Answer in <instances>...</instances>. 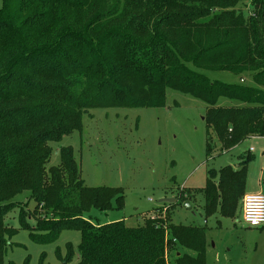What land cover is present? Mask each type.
I'll return each instance as SVG.
<instances>
[{"label":"trees","instance_id":"trees-1","mask_svg":"<svg viewBox=\"0 0 264 264\" xmlns=\"http://www.w3.org/2000/svg\"><path fill=\"white\" fill-rule=\"evenodd\" d=\"M245 3L247 15L238 8ZM203 71L228 72L240 83L211 81ZM244 74L253 86L242 83ZM167 90L205 104L206 156L213 138L221 152L264 138V0H2L0 264L16 232L4 218L24 192L35 224L19 210V228L37 243L78 230L77 264H167L171 252L172 264H205V228L170 217L175 205L190 202L188 190L163 204L167 214L157 209L140 226L94 225L84 215L111 210L112 202L121 209L122 190L86 187L70 147L47 168L50 144L80 132L90 110L161 108ZM252 159L247 151L235 168L207 172L196 190L205 216L233 215Z\"/></svg>","mask_w":264,"mask_h":264},{"label":"rangeland","instance_id":"rangeland-1","mask_svg":"<svg viewBox=\"0 0 264 264\" xmlns=\"http://www.w3.org/2000/svg\"><path fill=\"white\" fill-rule=\"evenodd\" d=\"M238 8L246 15L249 12L248 3ZM202 73L211 81L240 83L239 76L228 72ZM242 79L245 85H254L249 74L242 75ZM234 104L237 103L219 101L223 106ZM205 107L188 95L167 90L165 105L161 108L90 110L82 117L80 132L50 144L52 155L47 168L58 165L62 147H70L80 180L86 187L122 190L121 209H114L112 202L111 210H91L84 215L94 225L123 221L127 227L140 226L157 209L160 215L169 212L159 200L175 199L180 192L184 194L188 190L191 210L183 204L175 205L170 217L174 224L205 228V264H264V227L244 225L239 215L242 198L232 216L223 217L216 212L207 217L202 208V195L196 192L203 188L207 172H217L226 165L236 166L239 155L248 148L253 150L250 152L253 159L247 167L243 193L264 192V139L249 138L233 151L221 152L213 138L215 148L206 156V128L202 120ZM11 202L13 209L5 216L4 227L16 232L6 240L3 264H63L64 261L77 264L78 230H62L51 242H34L28 231L19 228L17 216L23 210L26 222L34 225V203L28 201L26 192ZM174 256V252L167 255V264L173 263Z\"/></svg>","mask_w":264,"mask_h":264},{"label":"built area","instance_id":"built-area-1","mask_svg":"<svg viewBox=\"0 0 264 264\" xmlns=\"http://www.w3.org/2000/svg\"><path fill=\"white\" fill-rule=\"evenodd\" d=\"M239 215L247 227H264V192L243 195Z\"/></svg>","mask_w":264,"mask_h":264},{"label":"water","instance_id":"water-1","mask_svg":"<svg viewBox=\"0 0 264 264\" xmlns=\"http://www.w3.org/2000/svg\"><path fill=\"white\" fill-rule=\"evenodd\" d=\"M159 202L162 204H174L176 200L172 198H167V199H161L159 200ZM182 206L187 210H191V206L187 202H184Z\"/></svg>","mask_w":264,"mask_h":264},{"label":"crops","instance_id":"crops-1","mask_svg":"<svg viewBox=\"0 0 264 264\" xmlns=\"http://www.w3.org/2000/svg\"><path fill=\"white\" fill-rule=\"evenodd\" d=\"M253 138H251V140H252ZM262 139H264V138H262ZM250 140V139H249ZM238 146V145H237ZM237 146H235L234 148H232L231 150L233 151L235 148H237ZM251 151H253L252 150V148H248V152H251ZM232 168H235L236 166H231ZM190 205V204H189ZM191 206V205H190ZM240 209V208H239Z\"/></svg>","mask_w":264,"mask_h":264}]
</instances>
